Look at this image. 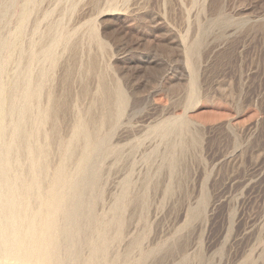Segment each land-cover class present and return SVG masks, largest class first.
<instances>
[{"label":"rangeland","instance_id":"rangeland-1","mask_svg":"<svg viewBox=\"0 0 264 264\" xmlns=\"http://www.w3.org/2000/svg\"><path fill=\"white\" fill-rule=\"evenodd\" d=\"M0 39L11 93L45 73L46 184L76 121L106 140L61 264H86L102 229L97 264H264V0H0Z\"/></svg>","mask_w":264,"mask_h":264},{"label":"bare ground","instance_id":"bare-ground-1","mask_svg":"<svg viewBox=\"0 0 264 264\" xmlns=\"http://www.w3.org/2000/svg\"><path fill=\"white\" fill-rule=\"evenodd\" d=\"M26 15L23 11L22 17L25 18ZM58 42L56 40L49 49L46 48L43 54L46 59L52 60L54 47ZM11 47L10 40L0 39V258L12 259V263L6 260L0 264H61L65 256L63 258L60 250L65 242L68 249L66 259L75 261L79 256L78 237L84 228L83 224L93 221L92 205L86 202L98 173L92 156L104 149L106 140L104 138L93 140L84 122L76 121L73 134L65 144L64 157L55 169L53 178L46 184L48 174L46 175L45 158L50 154L47 153L50 150L39 142L38 137L53 112L49 107L43 108L40 104L36 106L44 89L42 79L45 73L40 71L42 73L38 74L40 80L39 78L35 80L32 68H27L24 70L23 80L13 86L17 94L11 93L9 90L11 87L3 80L7 59L3 60L1 57L2 52L10 50ZM18 94L20 104L14 106V95ZM7 116H14L15 120L10 123ZM7 134H10L11 138L7 139ZM82 140L84 150L77 167L68 171L67 162L75 146ZM19 147H25L27 151L26 160L30 165L26 164L29 168L27 167L28 170L25 171L21 167ZM119 208L116 210L119 211ZM105 233L102 229L97 235L99 238L97 240L95 239L97 237L93 238L95 242L91 240L92 253L86 264H97L99 257L102 256L105 243L108 242L106 237H109L106 236L108 233Z\"/></svg>","mask_w":264,"mask_h":264}]
</instances>
